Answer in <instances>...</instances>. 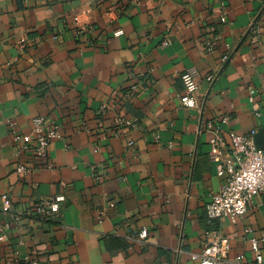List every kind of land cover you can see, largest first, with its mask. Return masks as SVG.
<instances>
[{
  "label": "crops",
  "instance_id": "1",
  "mask_svg": "<svg viewBox=\"0 0 264 264\" xmlns=\"http://www.w3.org/2000/svg\"><path fill=\"white\" fill-rule=\"evenodd\" d=\"M39 117L61 138L38 164L15 134ZM216 131L264 148V0H0V264H196L207 231L230 240V264L253 263L245 230L264 238V194L235 222L206 217L228 181L208 156Z\"/></svg>",
  "mask_w": 264,
  "mask_h": 264
},
{
  "label": "built area",
  "instance_id": "2",
  "mask_svg": "<svg viewBox=\"0 0 264 264\" xmlns=\"http://www.w3.org/2000/svg\"><path fill=\"white\" fill-rule=\"evenodd\" d=\"M33 0H26L31 2ZM221 6L224 7L225 0H220ZM250 34L256 38L260 35L257 24H253ZM168 42L164 43V46ZM214 43L207 42L205 50L212 51ZM231 47L224 49L223 60L227 61L231 55ZM197 74L189 71L184 75L183 80L188 95L181 99V105L185 108L193 109L196 107L195 94L198 90L196 83ZM214 77L209 76L208 81H213ZM252 93H254L252 91ZM254 112L259 115V109L254 106ZM228 119H225L226 123ZM120 126L128 128H136L135 123L127 120H119ZM209 129L212 125L209 124ZM16 140L20 143V152L29 154L36 163L44 161L49 153L50 145L54 140L61 138V132L56 126H53L47 117H39L34 119L32 130L25 135L15 134ZM230 142L227 143L219 132H214L213 138L210 140L209 160L213 163L217 170L218 176H228V181L223 185L222 189L212 196L211 202L206 207V217L210 224L229 218L233 222L239 217L244 216L255 204L258 197L264 194V148L258 147L252 136H241L234 132H229ZM130 145H133L131 142ZM33 169L24 164H19L17 172L23 176H28ZM64 199L57 198L48 202H43L35 207L33 215L43 221L53 217L59 212L60 204ZM115 202L110 203V207L114 208ZM33 211H25L13 217V222L19 224L24 218L32 216ZM252 232L251 229L245 230V236ZM208 239L203 251L196 255L194 259L196 264H230V240L220 231H207L205 234ZM251 242L254 253V262L248 263L244 258H238L237 264H264L261 253V245H264V238L258 241L254 238H246ZM148 231L142 229L134 236V240L140 244L147 241ZM24 264H39L38 261L31 257H26Z\"/></svg>",
  "mask_w": 264,
  "mask_h": 264
},
{
  "label": "water",
  "instance_id": "3",
  "mask_svg": "<svg viewBox=\"0 0 264 264\" xmlns=\"http://www.w3.org/2000/svg\"><path fill=\"white\" fill-rule=\"evenodd\" d=\"M257 145V144H256ZM258 146V145H257ZM259 147V146H258Z\"/></svg>",
  "mask_w": 264,
  "mask_h": 264
}]
</instances>
